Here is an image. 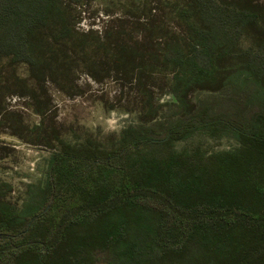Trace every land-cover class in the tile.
Masks as SVG:
<instances>
[{"label": "trees", "instance_id": "16d2710c", "mask_svg": "<svg viewBox=\"0 0 264 264\" xmlns=\"http://www.w3.org/2000/svg\"><path fill=\"white\" fill-rule=\"evenodd\" d=\"M81 2L0 0V56L67 92L103 54L129 65L124 71L143 70L133 64L144 55L135 46H111L76 28L72 5ZM174 12L183 35L156 20L145 30L152 71L171 73L181 117L129 125L109 148L61 140L23 211L0 190V264H97L100 252L106 264H264L250 261L264 244V4L186 0ZM193 88L223 91L237 110L190 106ZM229 131L241 143L235 151L175 146L197 132ZM135 223L147 225L137 242Z\"/></svg>", "mask_w": 264, "mask_h": 264}, {"label": "rangeland", "instance_id": "374dc122", "mask_svg": "<svg viewBox=\"0 0 264 264\" xmlns=\"http://www.w3.org/2000/svg\"><path fill=\"white\" fill-rule=\"evenodd\" d=\"M185 1L82 0L73 4L76 28L80 32L100 36L111 46H135L137 56L140 52L144 55L137 57L133 64L143 62L145 65L143 70L130 73L124 71L125 66H129L125 62L113 63L103 54L85 71L77 72L73 93L61 90L47 76L36 80L27 64L0 56L2 199L13 204L19 212L33 198L37 199L41 189L36 185L45 184L51 155L61 147V140L73 145L86 141L89 145L109 148L121 139L122 131L129 125H150L158 118L169 123L181 117L183 108L174 106L177 99L170 92L171 73L160 65L152 71V60L148 58L151 42L145 29L150 21L156 20L183 35L182 20L174 10ZM259 2L264 4V0ZM247 37L243 40L244 45L248 44ZM148 99L157 108L156 115L153 109L150 111ZM186 100L195 108L213 107L211 112L214 113L231 114L237 110L223 91L193 88ZM175 111H179V115L172 114ZM197 145L211 154L235 151L241 143L229 131L223 136L197 132L175 144L179 151L191 150ZM6 183L11 186L10 191ZM142 226L147 227L137 223L132 226V237L136 242L146 238L138 235ZM106 256V252H100L97 264H106ZM252 258L264 261V244L251 252L250 261Z\"/></svg>", "mask_w": 264, "mask_h": 264}]
</instances>
